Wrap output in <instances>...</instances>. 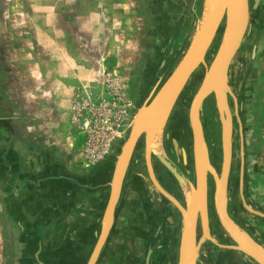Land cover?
Wrapping results in <instances>:
<instances>
[{
    "label": "flooded vegetation",
    "instance_id": "af4514ba",
    "mask_svg": "<svg viewBox=\"0 0 264 264\" xmlns=\"http://www.w3.org/2000/svg\"><path fill=\"white\" fill-rule=\"evenodd\" d=\"M135 1L139 35L128 78L129 100L157 46L151 7L159 5L171 21L181 12L172 0ZM258 7L257 22L248 18L240 36L237 60L242 68L232 67L228 75L243 80L234 96L226 92L223 102L230 106L233 125H221L212 94L193 110L198 81L185 113L188 119L193 114L194 122L166 124L164 129L163 148L179 169L186 166L181 181L187 188L175 175H161L158 170L154 171L156 184L142 187L124 177L119 202L110 207L104 206L99 192L76 194L73 188L49 186L23 190L9 204L12 184L41 165L56 168L66 163L75 172L86 167L56 144L36 119L7 33L4 0H0V264H259L250 249L255 236L236 233L243 178L245 194L264 206V0H258ZM226 21L224 14L205 57L207 67L224 43ZM242 91L247 96L241 106L242 97L237 95ZM238 113L244 116V125L236 124ZM205 150L217 178L228 170L229 189L218 204L215 177L208 170L206 202L195 201L202 180L196 175L201 161L197 151ZM243 171L245 177L240 175ZM140 180L143 183L145 178Z\"/></svg>",
    "mask_w": 264,
    "mask_h": 264
},
{
    "label": "water",
    "instance_id": "95a60500",
    "mask_svg": "<svg viewBox=\"0 0 264 264\" xmlns=\"http://www.w3.org/2000/svg\"><path fill=\"white\" fill-rule=\"evenodd\" d=\"M172 1L181 9L174 21L170 20L169 15L159 5L157 8L151 7L157 25V46L141 83L130 91L124 120L108 151L92 167L79 172L62 163L56 168L41 165L31 173L19 176L10 187L9 204L23 190H41L49 186L73 188L76 194L99 192L103 194L104 206L110 204L113 207L118 204L119 194L125 188L122 184L124 177L135 181L137 187L149 185V182L156 184L155 170L161 175H175L181 186L187 188V184L181 181L187 171L186 166L179 169L163 148L164 129L166 124L175 125L179 122V125H186L188 121L194 122L193 114L188 119L185 113L190 94L198 81L201 83L192 101L193 110L196 112L200 109L205 97L212 94L219 108L221 125H233L228 116L230 106L224 104L225 94L229 92L234 96L243 80L229 78L228 75L233 71L232 67L242 68L237 60L241 54L240 36L245 31L248 18L257 22L259 7L258 0H253L255 4L252 7L247 0ZM249 9H252V13H249ZM224 14L227 16L225 40L217 50L210 67H207L205 57L215 33L221 28ZM213 52L214 49L211 54ZM246 93L247 91H242L237 95L242 97L241 104L238 105L242 106ZM233 105L231 103V107ZM236 122L237 125H244V116L241 113H238ZM226 136L228 137V131ZM228 154L230 152L225 149L227 157ZM198 158L201 161L196 167V175L202 180L197 183L195 201L206 202L205 178L208 170L215 177L216 203H221V198L229 189L228 170L217 178L215 172L209 168L207 151H197ZM240 175L245 177L244 171ZM140 178H145L143 183ZM241 184L244 187L239 206L242 215L236 216L240 221V228L236 233L255 236L250 249L257 255L259 264H264V206L255 204L245 194V178ZM8 210L7 205L6 211ZM249 210H252V214H246Z\"/></svg>",
    "mask_w": 264,
    "mask_h": 264
},
{
    "label": "rangeland",
    "instance_id": "374dc122",
    "mask_svg": "<svg viewBox=\"0 0 264 264\" xmlns=\"http://www.w3.org/2000/svg\"><path fill=\"white\" fill-rule=\"evenodd\" d=\"M4 4L7 33L34 115L51 139L75 157L84 141L72 121L76 99L97 96L107 73L128 85L139 35L136 1Z\"/></svg>",
    "mask_w": 264,
    "mask_h": 264
},
{
    "label": "built area",
    "instance_id": "2783aa9c",
    "mask_svg": "<svg viewBox=\"0 0 264 264\" xmlns=\"http://www.w3.org/2000/svg\"><path fill=\"white\" fill-rule=\"evenodd\" d=\"M79 96L73 105L72 121L84 141L74 159L81 167L93 166L110 148L119 133L129 103L126 81L107 73L97 96Z\"/></svg>",
    "mask_w": 264,
    "mask_h": 264
}]
</instances>
